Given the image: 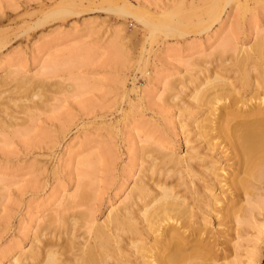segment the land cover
<instances>
[{
	"label": "rangeland",
	"instance_id": "obj_1",
	"mask_svg": "<svg viewBox=\"0 0 264 264\" xmlns=\"http://www.w3.org/2000/svg\"><path fill=\"white\" fill-rule=\"evenodd\" d=\"M130 2L158 21L191 7L187 0H0V264L29 252L46 227L64 224L55 217L78 219L72 237L88 239L93 222L125 205L136 180L149 181L152 154L159 160L161 152L183 155L199 145L181 104L200 70L230 65L238 47L264 34V0L248 7L232 0L211 21L203 4L183 34L153 37L134 17L106 9ZM62 5L77 12L38 24ZM11 70L30 77L32 88L7 77ZM13 95L23 100L12 102ZM251 222L223 232L240 240L239 259L257 245Z\"/></svg>",
	"mask_w": 264,
	"mask_h": 264
},
{
	"label": "bare ground",
	"instance_id": "obj_2",
	"mask_svg": "<svg viewBox=\"0 0 264 264\" xmlns=\"http://www.w3.org/2000/svg\"><path fill=\"white\" fill-rule=\"evenodd\" d=\"M187 1L189 10L175 7L176 11L166 12L161 21L153 19L147 10L135 11L131 2L107 5L106 9L120 17H134L153 37L155 32L183 34L184 24L192 25L188 19L199 14L203 4L206 20H216L232 0ZM239 2L247 6L248 0ZM57 7L38 24L47 17L77 12L70 6ZM237 52L224 68L199 67L198 84L190 91V99L181 104L183 121L192 124L190 130L199 145L193 143L196 146H189L183 155L161 152L159 160L152 154L147 165L149 181L136 180L125 205L113 206L103 222H93L91 236L85 241L77 243L72 237L78 219L55 217L54 221L64 224L46 227L45 234L34 236L37 241L29 252L10 263L264 264V34L238 47ZM12 73L14 70L6 76ZM22 75L10 79H20L23 89H31L30 77ZM172 89L173 97L181 95L180 88L173 85ZM34 91H29L31 99ZM17 100L23 97L13 95L11 101ZM86 191L81 187L77 197L83 199ZM259 211L261 219L256 218ZM213 219L218 221L215 228L211 226ZM228 221L233 222L221 228ZM247 221L257 226L259 238L249 256L239 259L240 240L231 242L232 238L223 232ZM41 227L39 231H43ZM48 233L53 237L48 238ZM229 250L234 259L228 258Z\"/></svg>",
	"mask_w": 264,
	"mask_h": 264
}]
</instances>
